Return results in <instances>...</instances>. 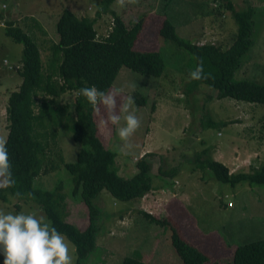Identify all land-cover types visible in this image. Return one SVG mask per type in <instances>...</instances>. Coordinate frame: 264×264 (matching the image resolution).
<instances>
[{
    "label": "rangeland",
    "instance_id": "obj_1",
    "mask_svg": "<svg viewBox=\"0 0 264 264\" xmlns=\"http://www.w3.org/2000/svg\"><path fill=\"white\" fill-rule=\"evenodd\" d=\"M228 1L237 11L249 4L254 7L255 14L252 44L234 77L255 78L264 84V0H139L138 4L123 8L116 0L111 3V8L128 24L144 13L143 27L134 42V48L159 51L164 59V70L162 75L153 76L122 66L109 88H124L122 95L135 99H138V94L145 96V102L133 105L141 119V126L131 138L133 148L128 154L118 151L117 146L121 142L116 126L100 125V119L104 115L102 107L100 112L93 109L97 133L107 148L116 151L121 176L130 177L133 174L135 163L132 158L141 146L145 148L144 151H148L146 153H151L147 160L153 174H159V165L167 168L180 163V171L174 177L162 178L159 174L160 180H152L154 187L150 191L143 197L130 201L114 202L111 195L103 189L95 198V203L102 211L110 213V216L101 221L103 215H100V229L96 239L98 247L86 257L84 264H119L128 255L142 257L150 264H182L171 245L169 230L149 224L135 208L146 210L159 218L168 217L185 240L207 254L206 264H229L238 244L264 238L263 184H250L247 181L235 185L221 183L214 179L209 170L195 167L191 160L185 161L186 158L192 159L195 151L206 146L211 156L222 151V163L227 165L229 171L231 168L234 170L239 164H231L229 153L234 145L244 149L242 142L246 139L253 146L248 148L251 150L250 162L233 172L247 170L253 160L256 162L254 169L264 164V106L229 97L212 98L211 95L216 92L209 86L190 85L189 57L186 51L158 33L162 19L166 17L174 24L180 37L197 45L213 41L222 47H228L237 31V24L231 16L233 9H228ZM97 2L98 0H0V137L6 138L7 134L4 111L8 94L18 87L20 81L19 71L10 67H20L23 49L22 43L6 35L7 21H12L14 26L22 28L36 39L45 63L50 46L59 38L55 24L62 8L67 7L78 16H94ZM34 18L39 20L40 25L34 22ZM149 19L156 26L151 30L147 24ZM111 22L110 13H103L97 18L93 26L98 37L108 32ZM41 29L49 36L45 34L42 37ZM4 60L8 62L7 65ZM131 83H136L135 89L126 87ZM74 95L71 91L61 94L59 104H73ZM68 110L73 113V108ZM243 116L245 125L249 122L252 126L251 129L239 131L240 139L235 136L236 126L233 123L236 120L221 124L222 121ZM210 120L214 123L209 122ZM202 124L209 126L202 128ZM47 143L51 147L50 164L53 163L54 167L51 165L47 172H40L34 184L39 185L36 183L39 182L42 184L39 186L50 189L60 176L67 194L65 202L68 219L84 229L82 227L88 225L87 208L69 195L66 187L71 184V178L68 175L67 179L61 163L63 159H74L79 144L72 140L71 130L63 127L56 129L54 137L49 134ZM252 149L258 151V155L252 156ZM228 201L234 206L228 207ZM31 205L38 204L24 198L18 200L7 196L6 203L0 202V210L14 213L38 210ZM39 211L44 215L40 208ZM45 222L48 223L47 220ZM111 228L118 231V234L114 235ZM66 240L70 242L67 237ZM70 249L74 264L76 254L71 242ZM0 264H3L2 255Z\"/></svg>",
    "mask_w": 264,
    "mask_h": 264
},
{
    "label": "trees",
    "instance_id": "obj_2",
    "mask_svg": "<svg viewBox=\"0 0 264 264\" xmlns=\"http://www.w3.org/2000/svg\"><path fill=\"white\" fill-rule=\"evenodd\" d=\"M113 1L115 0H98L94 16H78L67 7L62 8L55 24L59 38L50 46L45 63L38 43L28 32L14 26L12 21H7L5 26L6 35L22 43L23 49L21 68L18 70L21 81L15 90L9 92L5 109L7 149L16 184L12 188L0 190V201L7 202V196L15 197L14 193L19 191L25 200L37 203V206H31L38 210L40 208L49 225L54 226L74 245V264H84L86 257L97 249L99 217L103 215V221L110 216V213L102 211L95 203V198L103 189L111 195L114 202L130 201L143 197L150 191L154 187L152 180H160V176L174 177L180 171V163L167 168L159 165L160 176L158 173L153 174L147 160L151 153H144L136 161L134 157L137 154L133 156V174L130 177L121 176L116 151L107 148L97 133L93 106L85 97L76 95L79 88L89 86L108 91L122 66L153 76L163 73L164 59L159 51L134 48V42L143 27L144 13L128 24L111 8ZM227 3L228 9H233L231 2ZM103 13H110L112 22L108 32L98 37L93 25ZM231 16L237 24V31L228 47H222L213 41L197 45L180 37L174 24L166 17L163 18L158 33L186 51L190 67L188 74L198 64L203 65L207 78L192 80L189 75L190 85L209 86L216 92L211 95L212 98L229 97L264 106V84L255 78L234 77L252 44L254 7L246 4V8L239 11L233 9ZM147 24L149 30L156 27L150 19ZM67 91L75 93L73 104L60 105L58 98ZM139 102H145V96L138 94L135 103ZM69 108H73V113ZM234 121L226 120L221 124ZM209 122L214 123L211 120ZM207 126L209 125L202 124V128ZM58 127L69 128L72 140L79 144L74 159H63L61 163L67 179L68 175L71 178V184L66 187L69 195L87 208L88 225L82 227L84 229L68 219L65 202L67 194L60 176L50 189L39 186L42 185L39 182H36L39 185L34 184L40 172H47L51 165L54 167L53 163L50 164L51 147H48L47 138L49 134L54 137ZM208 152V147L205 146L200 151H195L192 159L186 158L185 161L191 160L195 167L209 170L214 179L221 183L235 185L247 181L250 184L264 185V164L254 169L256 162L253 160L248 165L247 170L251 169L249 172L243 169L231 172ZM135 210L149 224L169 230L171 245L182 264L207 263V254L185 240L168 217L159 218L146 210ZM141 258L128 255L119 264H150ZM228 263L264 264V238L238 244Z\"/></svg>",
    "mask_w": 264,
    "mask_h": 264
},
{
    "label": "clouds",
    "instance_id": "obj_3",
    "mask_svg": "<svg viewBox=\"0 0 264 264\" xmlns=\"http://www.w3.org/2000/svg\"><path fill=\"white\" fill-rule=\"evenodd\" d=\"M116 2L123 8L138 4L139 0H116ZM7 63L4 60V64ZM10 68L18 71L21 62L20 67ZM189 75L192 80L207 78L202 64H198ZM136 86V83H131L126 87L135 89ZM123 92L124 88L102 91L95 86H89L79 88L76 95L85 97L97 112H100L101 107L103 108L104 115L100 119V125L116 126L121 142L117 146L118 151L128 154L133 148L131 138L140 128L141 119L133 107L134 98L122 95ZM11 168L7 140L0 137V190L15 186L16 181ZM14 196L18 200L23 198L19 191L15 192ZM45 220L46 217L39 210L18 213L0 210V255L3 256V264H73L70 242Z\"/></svg>",
    "mask_w": 264,
    "mask_h": 264
},
{
    "label": "crops",
    "instance_id": "obj_4",
    "mask_svg": "<svg viewBox=\"0 0 264 264\" xmlns=\"http://www.w3.org/2000/svg\"><path fill=\"white\" fill-rule=\"evenodd\" d=\"M34 20V22L37 24V25H40V22H39V20L37 21V20H35V18L33 19ZM41 34H42V37H45V34H47L43 29H41ZM48 36H49V34H47ZM50 38V37H49ZM49 40V39H48ZM35 41H36V39H35ZM37 42V41H36ZM46 49H47V47H46ZM20 63V62H19ZM20 81H21V77H20ZM20 81H19V83H20ZM248 104H250V103H248ZM233 120H236L237 122H235V123H233L235 126H236V129H235V136L237 137V138H239L240 137V135H239V131L240 130H244L245 128H247V129H251V127L250 126H252L251 125V123H249V122H247L246 123V125H245V123H244V116L242 117V118H237V119H233ZM250 124V125H249ZM240 139V138H239ZM206 142V141H205ZM242 144H243V146H244V149H240V148H238L236 145H234L233 146V148H232V150L230 151V153H229V155H230V158H229V160H230V162H231V164H236V163H238L239 164V167L238 168H236V169H240L241 167H244V165L246 166V164H248L250 161H249V159H250V156H251V154L249 153V151H251V150H248V148L249 147H253L252 145H249L250 144V142L249 141H247L246 139L242 142ZM205 147V146H204ZM145 148L144 147H140V151L139 152H144L143 150H144ZM223 155H224V153L222 152V151H219L215 156H211L214 160H218V161H220V162H222L221 161V158L223 157ZM256 155H258V151H256V150H253L252 149V156H256ZM254 159V158H253ZM257 159V158H256ZM240 162H242V165H240L241 163ZM225 165V164H224ZM225 166H227V165H225ZM236 169H230V171L231 172H233V171H235ZM0 202H2V201H0ZM2 203H6V202H2ZM234 205H232V207H233Z\"/></svg>",
    "mask_w": 264,
    "mask_h": 264
},
{
    "label": "bare ground",
    "instance_id": "obj_5",
    "mask_svg": "<svg viewBox=\"0 0 264 264\" xmlns=\"http://www.w3.org/2000/svg\"><path fill=\"white\" fill-rule=\"evenodd\" d=\"M11 67H12V66H11ZM139 151H140V150H139ZM143 151H144V150H143ZM146 152H148V151H144V152H142V153H141V152H138L137 155L134 157V160H135V161L138 160V159L141 158V156H142L144 153H146ZM210 156H211V155H210ZM142 210H143V209H142ZM120 222L123 223L122 220H120ZM123 224H124V223H123ZM112 228H113V227H112ZM112 228L110 229V231L113 232L114 235H115V234H118V231H116L115 229H112Z\"/></svg>",
    "mask_w": 264,
    "mask_h": 264
},
{
    "label": "built area",
    "instance_id": "obj_6",
    "mask_svg": "<svg viewBox=\"0 0 264 264\" xmlns=\"http://www.w3.org/2000/svg\"><path fill=\"white\" fill-rule=\"evenodd\" d=\"M232 205H233V203H232L231 201H228V202H227V206L230 207V206H232Z\"/></svg>",
    "mask_w": 264,
    "mask_h": 264
}]
</instances>
